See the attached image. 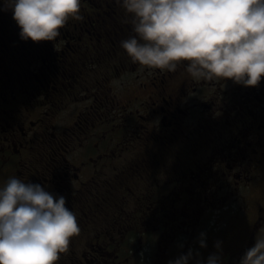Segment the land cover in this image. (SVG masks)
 I'll return each instance as SVG.
<instances>
[{
    "label": "flooded vegetation",
    "instance_id": "af4514ba",
    "mask_svg": "<svg viewBox=\"0 0 264 264\" xmlns=\"http://www.w3.org/2000/svg\"><path fill=\"white\" fill-rule=\"evenodd\" d=\"M81 14L55 41H24L0 0V186L15 175L66 196L81 232L57 264L206 259L217 239L239 264L264 232V80L148 69L121 47L135 35L122 0Z\"/></svg>",
    "mask_w": 264,
    "mask_h": 264
},
{
    "label": "clouds",
    "instance_id": "9594fccd",
    "mask_svg": "<svg viewBox=\"0 0 264 264\" xmlns=\"http://www.w3.org/2000/svg\"><path fill=\"white\" fill-rule=\"evenodd\" d=\"M82 0H2L20 38L55 41ZM135 35L121 41L134 63L175 71L183 62L194 79L231 80L258 87L264 80V0H122ZM81 228L67 198L41 183L10 176L0 186V264H57ZM207 233L195 243L207 248ZM183 247V245H181ZM204 259L189 247L168 264H224L223 241ZM264 264V232L239 258Z\"/></svg>",
    "mask_w": 264,
    "mask_h": 264
},
{
    "label": "rangeland",
    "instance_id": "374dc122",
    "mask_svg": "<svg viewBox=\"0 0 264 264\" xmlns=\"http://www.w3.org/2000/svg\"><path fill=\"white\" fill-rule=\"evenodd\" d=\"M84 257H80L79 259H78V261H79V264H83L84 263ZM227 264H229V263H227Z\"/></svg>",
    "mask_w": 264,
    "mask_h": 264
}]
</instances>
